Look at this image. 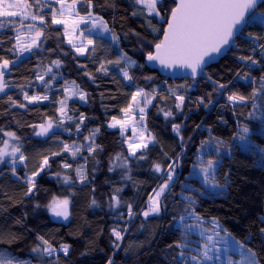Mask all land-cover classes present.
I'll return each mask as SVG.
<instances>
[{"label":"trees","instance_id":"trees-1","mask_svg":"<svg viewBox=\"0 0 264 264\" xmlns=\"http://www.w3.org/2000/svg\"><path fill=\"white\" fill-rule=\"evenodd\" d=\"M92 3V11L105 20L118 13L123 16L112 27L120 37L118 47L105 42L104 48L98 45L95 57H80L62 35L63 27L51 25V7H55L52 4L50 9H44V13L48 14L46 21L51 25L41 39L46 38L42 44L44 50L34 56L26 55L21 64L11 69V75L5 77L12 86L7 89V95L0 96V129L16 133L20 139L14 141L22 146L27 159L24 165L16 169V175L7 164L0 167V209H3L0 211V232L10 241L0 244V250L29 260L31 264H108L109 260L112 264H177L179 250L175 243L180 238L177 219L185 214L187 207L181 199L183 193L196 200V213L205 220L219 219L223 227L252 248L261 259V264H264V233L261 232L264 229V163L260 154L264 150V120L248 118L247 114L252 111L251 101L247 106L237 104L234 107L227 101L229 92L250 96L253 88L259 86L260 78L264 77V56L258 47L264 40L253 43L247 38L249 31L258 36L264 35V24L260 23L259 17L250 20L243 31L244 35L236 39L233 48L223 59L206 70V76L202 75L197 81H175L163 77L147 64V53L154 51L153 45L163 40L166 23L149 16L146 9L133 3V0H111V6L106 0H92ZM137 9L143 10L144 14L138 12L133 15ZM85 11L82 10L81 14H85ZM259 11L264 12V7ZM149 20L160 30L159 33L148 26ZM14 35L12 26L0 33V57L15 59L13 53L7 51L14 43L11 39ZM253 48L256 50L253 51ZM120 50L136 61L137 67L128 69L134 81L124 79L119 72V68L126 67L124 63L119 66L106 64L107 74L97 71L99 63L105 58L116 59ZM240 57H252L260 63L252 65L251 60H241ZM57 59L61 61V67L53 66L58 78L47 93L49 100L29 104L23 92L27 91L29 96L45 94L43 85L35 78L36 74L42 73L46 66ZM85 72L89 75H85ZM245 75L254 78L256 83L251 84L243 79ZM145 77H152V80ZM206 77H211V80ZM65 80L75 81L87 93L85 100L73 97L68 101L69 114L76 118L80 114L85 117L80 131H76V123L65 121L58 129L54 128L57 133L55 137L51 132V139L35 136L37 129L31 125L44 123L47 118L55 121L59 117V105L55 101L63 98L62 85ZM213 81L227 87L218 89ZM29 83L33 87H27ZM21 85L25 87L21 89ZM169 87L184 95L183 110L175 108L178 101L167 91ZM137 88H143L145 92L155 88L159 93L146 110V125L156 142L143 150L146 152L143 160L130 155L121 132L108 126L112 117H124L121 109L130 103L131 94ZM8 95L25 107H13ZM200 98L204 99V104L199 103ZM205 104L209 106L205 107ZM257 104L260 105L257 109L259 116L264 111V105L260 104L259 99ZM160 108L170 109L174 118L165 119ZM174 123L181 126L183 146L173 132ZM244 125L249 128L246 135L253 146L250 150L242 147L238 139H232ZM66 128L69 131H64ZM95 129H99L94 137L95 144L99 146L95 152L89 154L84 148L76 159L69 152L52 156L53 152H61V141L69 145H87L88 141L84 138ZM210 137L223 140L230 147V151H221L222 166L217 172V179L224 187L218 190V194L209 193L199 180L191 178L200 144ZM5 140L8 141L9 137L0 132V141ZM3 147L0 142V148ZM118 155L120 161L116 160ZM44 156L49 157L51 166H45L35 181L33 194L26 196L28 185L23 178L39 169ZM83 157H87V161ZM124 158H127V168L117 166L109 170ZM172 160L179 165L172 193H166L162 198L159 215H150L145 219L139 213L146 208L148 196L160 183L159 174L153 171V166L155 163L167 166ZM65 163L72 167L64 168ZM85 164L88 179L80 184L75 169ZM66 175L71 178L68 183L64 182ZM188 183L198 191L185 190L183 185ZM117 188L122 189L118 193L122 204L113 210L109 205ZM54 197L70 199L69 223H60L58 217H54L48 209L47 205ZM93 199L96 204L92 203ZM124 202L132 204L133 211L137 213L131 220ZM163 204L167 207H163ZM121 212L124 213L122 218L119 217ZM114 227L121 230L127 228L123 241H117L114 237ZM40 237L57 252L50 257L42 252H33L32 249L37 246L41 249L46 247ZM61 245L69 246L67 255L59 250Z\"/></svg>","mask_w":264,"mask_h":264},{"label":"snow or ice","instance_id":"snow-or-ice-1","mask_svg":"<svg viewBox=\"0 0 264 264\" xmlns=\"http://www.w3.org/2000/svg\"><path fill=\"white\" fill-rule=\"evenodd\" d=\"M53 2L59 7H51ZM106 3L111 6V0H106ZM133 3L142 5L149 16L158 18L159 21L167 25L163 31V40L153 45L154 51L147 53V60L149 62H158L164 68H173L176 65L186 68L190 70V78L193 80L201 75L206 76L209 62L214 60L215 57L223 55L225 50L233 46V41L237 38L236 34L238 32L244 35L242 29L249 24L250 20L259 17L260 23L264 24V12L259 11L261 7H264V0H133ZM77 5H80V7L78 8ZM46 7H51V25L64 26L62 35L67 37V43L72 46V49L77 54L81 56L87 54L91 59L96 56L98 45L99 48H104V43L107 42L109 45L118 47L120 37L114 29L110 28L108 21L92 11V0H31V2L29 0H0V17L20 18L19 20H0V33L9 26H12V30L15 32V35L11 37L14 43L7 49V51L13 53L15 59L9 60L0 57V94L7 95V89L12 86L10 81L5 79L6 75H11V69L21 64L26 54L30 57L44 50L42 44L46 42V38L42 41L41 37L44 36L46 28L51 26L46 21V16L48 15L44 13ZM85 9V14L82 15L81 11ZM138 12L141 15L144 14L143 10L137 9V11L133 12V15H137ZM80 25H84V27L81 28ZM148 26L153 32L159 33L160 30L152 25L151 20L148 21ZM98 38L100 39L98 40ZM247 38L250 42L255 43L258 40H264V35L258 36L249 31L247 32ZM148 43L151 44L152 42L148 41ZM0 44H2V41H0ZM258 47L261 55L264 56V43L259 44ZM255 50L253 48V51ZM240 59L251 60L252 65L260 63L252 57H240ZM121 63L126 64V67L118 69L123 74V78L134 81V77L129 74L128 69L137 67L136 61L132 60L127 53H123L122 50L119 51L116 59L105 58L103 62L99 63L97 71H103L107 74L108 68L106 64L119 66ZM53 66L60 68L61 61L59 59L53 60L50 66H46V70L42 73H37L35 77L43 85L45 94L29 96L27 91L23 92V97L29 104L49 100L47 93L52 89L53 83L58 78L57 73L53 71ZM85 75H89V73L85 72ZM237 75L239 76L240 74L237 73ZM45 77H48V79L45 80ZM206 78L211 80V77ZM145 79L150 81L152 77H145ZM243 79L248 80L251 84L256 83L254 78H250L247 75ZM213 83L218 89L227 87L226 84L217 81H213ZM20 87L23 89L25 86L21 85ZM27 87H33V85L29 83ZM62 87L63 98L55 101L59 105L57 109L59 117L55 121L47 118L44 123L31 125V127L37 129L34 132L35 136L51 139L57 135L54 128L58 129L65 121L76 123V131H80V125L85 117L80 114L76 118L74 115L69 114L68 101L73 97L85 100L87 93L75 81L69 82L65 80ZM180 87L185 86L181 85ZM167 91L175 98V101H178L174 105L175 108L183 110L184 95L179 94L175 88L171 87ZM158 94V90L155 88L151 92H145L143 88H137L131 94L130 103L121 109L124 117L117 119L114 116L108 125L110 128L119 126L121 135H124L126 129L131 127L133 136L131 139L126 137L125 142L128 144L130 155L135 156L137 160L145 159L146 152L143 150H147L149 144L156 142L155 136L148 131L145 120L146 109L152 106L153 100L156 99ZM138 97L143 99V106H141V101ZM7 98L13 107H25L24 104H18L17 101L13 100L10 95ZM161 98L164 99V97ZM258 99L260 104L264 105V77L260 78L259 86L253 88L250 96H244L237 92H229L227 95V101L233 107L237 104L247 106L248 102L251 101L252 111L247 114L248 118L264 120V111H261L259 116H257V109L260 107L257 104ZM199 103L204 104V99L200 98ZM209 103L211 102L209 101ZM133 105H135V111L133 110ZM208 106V104H205V107ZM159 111L163 113L165 119L174 118V114L170 109L160 108ZM137 113L139 114V122H136ZM180 128L179 124L174 123L172 125L173 132L177 134L183 146L184 137L180 134ZM138 129L139 133L137 135ZM64 131H69V129L66 128ZM0 132L11 140L20 139L15 132L4 131L3 129H0ZM50 132L52 137H49ZM98 132L99 129H95L90 136L84 138L88 141L87 145L76 143L69 145L61 141V152H53L52 156L61 155L62 152H70L72 157L75 158L84 148L87 149L89 154L95 152L99 147L94 140L95 134ZM248 132L249 128L244 125L241 131L232 139H238L242 142V147L250 150L253 146L248 141L246 135ZM146 133L147 136L145 135ZM0 142L4 145L3 148H0V165L9 164L12 167L13 175H16L17 163L23 164L27 159L22 151V146L16 144L11 146V151H7L10 147L8 141ZM222 149L230 151V147L223 140L210 137L209 140L202 141L196 155V162L192 165L191 178L199 180L201 186L209 193L218 194V190L224 187L217 179V172L222 166L220 161ZM138 151L141 153L139 156H137ZM260 154L262 156L261 162L264 163V150ZM83 159L87 161V157H83ZM169 159L171 160V158ZM178 159L179 156L177 157ZM116 160L120 161L121 157L118 155ZM45 166H51L48 156L42 158L37 171L23 178L25 184L28 185L25 192L26 196L33 194L36 188L35 177L44 171ZM117 166L127 168V158H124L119 165L113 164V167L109 170L112 171ZM178 166L176 160H172L167 166L160 163L154 164L153 171L159 174L160 183L152 190V194L148 196L146 208L139 213L145 219L150 215H159L161 212L162 198L165 197L166 193L171 194L175 186L176 168ZM63 167L70 168L72 166L65 163ZM75 171L81 183L88 179L86 164L76 168ZM70 179L69 176H64L65 183H68ZM183 187L189 192L198 191L190 183L183 185ZM120 191L122 189L117 188L111 197L109 206L113 210L121 207L122 201L118 196ZM181 199L186 203L187 207L184 209L185 214L177 219V226L180 231V238L175 243L176 249L179 250L177 264H223L222 254L229 251L238 253L239 261H234L229 255L227 264H261L258 254L228 232L219 219L205 220L203 216L196 213L194 208L196 200L194 197L181 193ZM92 203L96 204V201L93 199ZM124 203L127 207V216L131 220L137 213L133 211L132 204ZM69 205L70 199L68 197L63 199L54 197L47 207L54 217H62L64 220H68L70 215ZM163 207H167V205L163 204ZM0 211H3V209H0ZM123 215V212L119 213V217L122 218ZM126 231L127 228L121 230L114 227L112 229L117 241H123V233ZM261 232L264 233V229H261ZM193 235L197 237L196 240L190 239ZM12 239L15 238L12 237ZM39 239L42 240L46 247L41 249L37 246L32 249L33 252H42L49 257L57 252V249L52 247L47 240L42 237ZM8 242L10 241L5 239L4 233L0 232V244ZM116 247H119V245H116ZM59 250L67 255L69 246L61 245ZM0 264H30V261L18 259L10 252L0 250ZM108 264H112V261L109 260Z\"/></svg>","mask_w":264,"mask_h":264},{"label":"rangeland","instance_id":"rangeland-1","mask_svg":"<svg viewBox=\"0 0 264 264\" xmlns=\"http://www.w3.org/2000/svg\"><path fill=\"white\" fill-rule=\"evenodd\" d=\"M56 8H58L59 7V5H56L54 2L52 3ZM79 6L80 5H77V7L79 8ZM45 9H50V7H46ZM122 15L120 14V13H118L117 15H115L114 17H112L111 19H109V20H106V21H108V24H109V26H110V28H112V27H114L117 23H118V20H120V19H122ZM20 18L19 17H14V18H8V17H0V20H19ZM258 19V18H257ZM25 23H27V21H25ZM38 23V22H37ZM56 26H59V27H63L64 28V26L63 25H56ZM80 27L81 28H83L84 27V25H80ZM69 30H71V29H69ZM41 39H42V37H41ZM66 39H67V37H66ZM71 48H72V46L70 45V44H68ZM35 50V49H34ZM27 55V54H26ZM79 55V54H78ZM87 55V54H86ZM86 55H83V56H81V55H79L80 57H85ZM1 95H3V94H0V96ZM138 99L141 101V106H143V99L142 98H139L138 97ZM149 107H151V106H149ZM133 110L135 111V105H133ZM147 110V109H146ZM136 122H139V114L137 113V121ZM145 123H146V120H145ZM112 129H117V130H119L120 132H121V129L119 128V126L118 127H116V128H112ZM138 133H139V129H138V131H137V135H138ZM146 136H147V133L145 134ZM132 136H133V134H132V131H131V127H129L128 129H126V131H125V134L124 135H122V137L124 138V140L126 139V137L127 138H129V139H131L132 138ZM8 143H9V145H10V147L7 149V151H11V146H13V145H16L17 143H16V141H14V140H11L10 138H9V140H8ZM126 145H127V147H128V144L126 143ZM150 145V144H149ZM83 152V149L81 150V152L80 153H78L77 154V156L74 158V159H76V158H78L80 155H81V153ZM140 151H138L137 152V154L139 153ZM70 153V152H69ZM70 155H71V153H70ZM72 156V155H71ZM6 159H8V158H6ZM26 163V160L24 161V163L23 164H20L19 162L17 163V165H16V169L18 168V167H20V166H22V165H24ZM7 164V163H6ZM4 165V164H3ZM8 166H10L9 164H7ZM2 165H0V167H1ZM11 167V166H10ZM12 168V167H11ZM37 178H38V176H36L35 177V181L37 180ZM78 179H79V177H78ZM87 180H85L84 181V183L86 182ZM79 183L80 184H84V183H81L80 182V180H79ZM207 226V225H206ZM221 235H223V233H221ZM190 239L191 240H196L197 239V237L195 236V235H193V236H191L190 237ZM193 246H195V245H193ZM229 255H231V257H232V259L234 260V261H239V254L238 253H233V252H231V251H229L228 253H223L222 254V262H223V264H227V257L229 256ZM19 259V258H18ZM22 260V259H21ZM27 261H29V260H27ZM30 264H31V262H30Z\"/></svg>","mask_w":264,"mask_h":264},{"label":"water","instance_id":"water-1","mask_svg":"<svg viewBox=\"0 0 264 264\" xmlns=\"http://www.w3.org/2000/svg\"><path fill=\"white\" fill-rule=\"evenodd\" d=\"M247 25L244 26V29L246 28ZM244 29H242V31H244ZM240 35L241 34L238 32L236 34L237 38ZM236 39H234V41H233V46H234V43H235ZM233 46L231 48L225 50L223 55L217 56V57L214 58V60L210 61L208 66H207V69L209 67H211L212 65L217 64L221 59H223L231 51ZM147 64L153 70L159 72L163 77H166L168 79H172V80H175V81H197L202 76V75L198 76V77L195 78V80H193L192 78H190V70H188L186 68H183V67H180L179 65H176L173 68H164V67L160 66L158 62H149L148 60H147ZM69 213H70V215H69L68 220H64L62 217H58L59 222L62 223V224L69 223L70 220H71L70 208H69Z\"/></svg>","mask_w":264,"mask_h":264},{"label":"crops","instance_id":"crops-1","mask_svg":"<svg viewBox=\"0 0 264 264\" xmlns=\"http://www.w3.org/2000/svg\"><path fill=\"white\" fill-rule=\"evenodd\" d=\"M86 56H87V55H86ZM86 56H85V57H86ZM111 129H112V128H111ZM113 130H117V129H113Z\"/></svg>","mask_w":264,"mask_h":264}]
</instances>
